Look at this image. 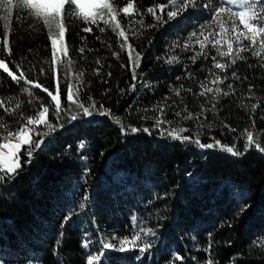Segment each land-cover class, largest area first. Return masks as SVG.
Wrapping results in <instances>:
<instances>
[{"label":"trees","instance_id":"trees-1","mask_svg":"<svg viewBox=\"0 0 264 264\" xmlns=\"http://www.w3.org/2000/svg\"><path fill=\"white\" fill-rule=\"evenodd\" d=\"M221 2L199 0L174 20L167 19L166 9L157 13L162 16L157 22L147 9L167 0H135L136 11L130 17L118 16L128 43L141 56L135 81L128 49L120 48L123 37L102 22L104 32L93 25L86 33L82 29L89 25L66 21L68 57L62 54L59 59L73 63L64 71L60 64L47 63L52 59L51 40L43 24L30 28L32 19L18 20L27 11L13 9L12 55H0L9 69L17 75L24 71L53 94L58 74L65 108L67 85L72 84L85 106L91 97L98 109L102 105L111 115L80 116L69 123L64 114L57 121L50 109L48 119L56 130L43 136L48 129L40 125L41 136L33 139L43 137L41 148L28 157L25 146L18 174L0 182V264H87L88 254L101 252L95 264H173L176 254L183 259L175 264H207L209 258L214 264H264V153L254 146L244 152L246 130L264 146V67L259 58L245 52L243 59L221 72L213 68L216 51L210 45L195 63L191 57L200 52L195 38L187 50L184 47ZM116 3L122 7L125 0ZM205 3L211 7L205 8ZM3 33L0 21V39ZM170 57L177 60L167 63ZM221 62L229 61L225 57ZM233 71L239 78L232 76ZM79 72L84 73L81 81L76 79ZM212 73L227 77L219 86L228 96L214 100L211 93L199 95L201 83L210 82ZM50 99L42 89L16 83L0 69V100L9 109L21 103L15 112L0 107L7 130L16 131ZM252 104H258L254 112ZM187 112L194 118L183 119ZM197 113L202 115L197 118ZM157 118L171 123L157 128ZM121 125L126 130L146 127L151 134L123 132ZM173 128L187 129L181 135L193 140L198 136L201 143L219 140L235 145L243 154L234 156L219 146L201 149L161 135V130ZM4 135L6 130L0 128V142ZM66 217L70 219L65 221ZM142 229L155 235L145 236ZM136 232L143 237L138 243L152 244L149 251L143 255L138 248L119 251L118 240ZM85 240L91 241L88 248L83 247ZM101 241L116 243L117 248L103 249ZM209 243L211 250L206 252Z\"/></svg>","mask_w":264,"mask_h":264},{"label":"snow or ice","instance_id":"snow-or-ice-1","mask_svg":"<svg viewBox=\"0 0 264 264\" xmlns=\"http://www.w3.org/2000/svg\"><path fill=\"white\" fill-rule=\"evenodd\" d=\"M199 0H167L166 4H156L147 9V12L155 17L157 22L162 21V16L157 13L163 14L167 10V19L174 20L178 16L182 15L183 12L187 11L189 7H196ZM226 5H233L238 10H233V7ZM66 6H68L66 8ZM205 8H210L211 6L207 3L203 5ZM18 11H27V16L23 18L18 17V20L23 19H32L33 24L29 25L30 28H35L36 23H42L43 26L47 29L48 37L51 40V52L52 59L48 61L50 65L60 64L61 68L64 71L69 69V66L72 65L73 61L68 59L66 63H62L57 55V45H60V51L64 57H68V48L65 46V34L68 30V23L75 20H80L84 24L89 25L82 29L83 32H91L93 25H95L100 32H104L105 28L100 27L102 22L105 26L111 28V30L117 34L118 37H123V40L120 42V48L123 50L128 49V58L132 64L131 72L132 79L135 81L137 79L136 69L140 66L141 56L139 53L135 52V49L131 44L128 43V36L126 35L125 28L122 27L121 20L118 19V16L123 14L124 16H131V14L136 11L135 9V0H125L124 6H119L116 3V0H88L87 5L83 0H0V21L3 22V38L0 39V55L4 52L8 56L12 55V49L9 46V32H10V17L12 16L13 9ZM87 8V10H86ZM142 23V21H140ZM150 25L149 27H151ZM202 37V39H201ZM195 38L196 43L200 46V52L197 55L191 57L192 62L195 63L199 56H205L206 52L204 51L209 45L211 48L215 49L216 55L212 57L213 68L218 69L221 72H225L233 64L237 62V59H243L242 53L250 52L253 57H257L261 61V66L264 67V0H222L219 6L215 7L212 10L210 21L207 24L201 25L199 33L192 32L188 38V41L185 42V50H187L191 45L190 41ZM247 42V43H245ZM81 53L85 52V49L81 47L79 49ZM117 55V53H113ZM217 57L220 59L218 60ZM228 58V63L221 62L223 58ZM177 60V57H170L166 62L173 63ZM99 63V61H97ZM17 69L21 68V65L17 63ZM123 66V65H122ZM0 69L8 74L9 77L16 83L23 81L25 84L30 85L31 88L42 89L43 92L51 98L49 104H41L40 110L36 112L33 116H28L25 118L24 122L16 131L7 130V125L0 119V128L6 130V135L3 136V142H0V182L4 181L6 178H12L18 174L21 169V151L26 148V155L32 157L34 150L40 149L44 143L43 137L41 139H33V136H41L37 131V128L40 125H44L48 132H45L43 136L49 135L52 131H55L57 128L56 124H53L48 119L49 111L52 109V113L56 116L57 121L61 119L62 114L68 116V122L76 121L80 116L91 117L94 114L100 116H110L111 111L103 109V106L98 109L96 102L92 101L91 97H88L91 103L88 106H85L84 103L80 101L79 95L73 91L74 85H67V107L65 108L61 103L60 98V83L59 75L56 76V89L55 94L50 91L47 87H44L38 82H34L31 79L26 77L24 71H19V75L16 72H13L9 69L8 63H6L4 58H0ZM53 72H58V69L52 67L50 69ZM41 74H44L45 69H39ZM211 71V70H210ZM84 73L79 72L76 75V79L81 81ZM110 75V73H109ZM191 76V73H189ZM213 78L210 82H202L200 87L202 91L199 93L201 96H206L211 93L212 98L215 100L219 96H228L229 92L223 91L219 86L223 84L227 77H221L215 73H212ZM232 76L237 77L235 71L232 72ZM209 83L215 87L208 86ZM227 87L231 88L229 84ZM131 88L135 90L136 85L132 84ZM24 91L31 95L30 88H24ZM191 91V89H189ZM251 91V88L249 89ZM177 95H180L179 91L176 92ZM73 106L75 111H73ZM0 107H4L5 111L15 112L16 109L21 107V103L17 102L15 108L9 109L5 106L4 101L0 100ZM203 107V106H202ZM215 108V104L212 105ZM258 104H252L251 110L254 112ZM187 111V109H185ZM161 114L162 110H161ZM202 113H197L196 117L198 118ZM176 116H181L180 112L176 113ZM193 114L187 112V115L183 117L185 120L193 119ZM264 118V117H262ZM117 123L120 124V121L117 120ZM163 123H171L170 121H163L159 118L156 119L155 126L159 128ZM61 123L59 127H63ZM254 126V121H253ZM227 127V126H226ZM235 131V129H230ZM121 131L131 133H137L143 131L145 133L151 134L149 128H136L130 127L127 130L121 125ZM187 131L185 128H173L170 131L161 130L162 136L170 137L173 140H181L185 142L195 143L201 149H212L219 146L221 150L231 153L232 155H242L243 153L239 152L235 145L228 146L222 145L219 140H216L214 143H201L198 136L196 139H192L191 136L181 135V133ZM246 142L244 145V152L249 151L251 147H255L259 152L264 153V146L259 139V137H254V133L250 130L245 131ZM81 148L84 147V144L81 143ZM30 162V160L28 161ZM245 205L241 211L247 209ZM70 219L66 217L65 221ZM135 220V218H133ZM147 235H155L151 230H141ZM115 239V238H114ZM143 241V237L139 232L134 233L131 237L125 236L118 240V250L121 252L129 251L132 249L138 248L141 255L149 251L152 247L150 242ZM91 241L85 240L83 243L84 248L90 246ZM103 249H112L117 248L116 243L101 241ZM211 243H209L208 248L204 249L206 252H210ZM100 254H88L87 255V264H95V262L100 261ZM183 258L176 254L173 257V264L175 261L182 260ZM207 264H214V261L209 258Z\"/></svg>","mask_w":264,"mask_h":264},{"label":"rangeland","instance_id":"rangeland-1","mask_svg":"<svg viewBox=\"0 0 264 264\" xmlns=\"http://www.w3.org/2000/svg\"><path fill=\"white\" fill-rule=\"evenodd\" d=\"M83 2L85 3V5H87L88 0H83ZM86 10H87V8H86ZM57 55H58V57L62 55V52L60 51V45L59 44L57 45Z\"/></svg>","mask_w":264,"mask_h":264}]
</instances>
